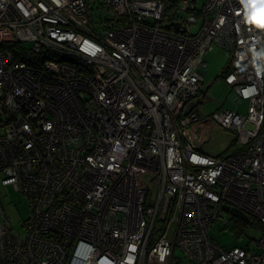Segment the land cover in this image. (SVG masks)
<instances>
[{
    "label": "built area",
    "instance_id": "1",
    "mask_svg": "<svg viewBox=\"0 0 264 264\" xmlns=\"http://www.w3.org/2000/svg\"><path fill=\"white\" fill-rule=\"evenodd\" d=\"M214 45L244 114L195 109ZM0 181V264H264V0H0ZM230 208L255 248L210 235Z\"/></svg>",
    "mask_w": 264,
    "mask_h": 264
},
{
    "label": "rangeland",
    "instance_id": "2",
    "mask_svg": "<svg viewBox=\"0 0 264 264\" xmlns=\"http://www.w3.org/2000/svg\"><path fill=\"white\" fill-rule=\"evenodd\" d=\"M204 0H195L201 6ZM29 47V43L24 44ZM229 53L224 48L214 45L212 50L206 52L204 59L206 65L204 67L202 95L199 97V102L195 109L201 117L210 116L213 112L229 109L244 114L247 107V102L241 100L235 103L232 99V90L225 84L221 71L228 66ZM224 68V69H223ZM222 71V72H223ZM207 140L201 144L202 151L210 155H219L225 149L231 147V142L235 136L234 131L223 129L219 126L209 127L207 130ZM229 149V150H230ZM139 179L145 186H148L151 192L154 191L155 185L148 183L144 179L140 171H138ZM0 196L4 203L7 215L14 227H19L22 221L29 216L28 199L18 190H15L11 185H0ZM227 216H229L227 214ZM210 235L226 248L234 244L246 245L251 244L255 248L254 238L259 235V229L251 224L235 226L233 218L229 217L227 223H223L221 219L211 223L209 230ZM180 254V253H179ZM179 264H198L185 261L184 257Z\"/></svg>",
    "mask_w": 264,
    "mask_h": 264
},
{
    "label": "water",
    "instance_id": "3",
    "mask_svg": "<svg viewBox=\"0 0 264 264\" xmlns=\"http://www.w3.org/2000/svg\"><path fill=\"white\" fill-rule=\"evenodd\" d=\"M229 213L235 217H239L240 219H242L243 221L247 222L248 218L246 216V214H244L242 211L236 209V208H230L229 209Z\"/></svg>",
    "mask_w": 264,
    "mask_h": 264
},
{
    "label": "bare ground",
    "instance_id": "4",
    "mask_svg": "<svg viewBox=\"0 0 264 264\" xmlns=\"http://www.w3.org/2000/svg\"><path fill=\"white\" fill-rule=\"evenodd\" d=\"M0 185H3V184H1V181H0ZM7 185H11V184H7ZM12 186V185H11ZM13 187V186H12ZM15 189V188H14ZM15 190H18V189H15ZM28 199V198H27ZM28 202H29V199H28ZM0 203H1V205H2V207H3V209L6 211V209H5V207H4V203H3V201H2V199H1V196H0ZM7 213V212H6ZM29 213H30V202H29ZM246 216H247V218H248V221L247 222H245V225H248L250 222H251V217L249 216V215H247L246 214ZM29 217V216H28ZM27 217V218H28Z\"/></svg>",
    "mask_w": 264,
    "mask_h": 264
},
{
    "label": "trees",
    "instance_id": "5",
    "mask_svg": "<svg viewBox=\"0 0 264 264\" xmlns=\"http://www.w3.org/2000/svg\"><path fill=\"white\" fill-rule=\"evenodd\" d=\"M234 144H235V136H234V138H233V140H232V142H231V145H234ZM227 149H228V148H227ZM227 149H225L223 152L227 151ZM234 218H235V217H234ZM236 219H237L236 222H239V221H240L242 225H245V222H244L243 220H240L238 217H236ZM238 220H239V221H238ZM240 222H239V223H240Z\"/></svg>",
    "mask_w": 264,
    "mask_h": 264
},
{
    "label": "crops",
    "instance_id": "6",
    "mask_svg": "<svg viewBox=\"0 0 264 264\" xmlns=\"http://www.w3.org/2000/svg\"><path fill=\"white\" fill-rule=\"evenodd\" d=\"M228 61V60H227ZM224 69V68H223ZM223 71V70H222ZM221 71V73L223 74V72ZM205 75H206V72H205ZM204 75V76H205ZM232 99L234 100V102L236 103L237 101H236V98L234 97V94H232ZM201 150H202V147L200 148Z\"/></svg>",
    "mask_w": 264,
    "mask_h": 264
}]
</instances>
